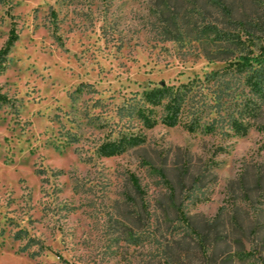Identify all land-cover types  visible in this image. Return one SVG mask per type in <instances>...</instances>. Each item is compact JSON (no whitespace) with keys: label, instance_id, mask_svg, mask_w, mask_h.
Wrapping results in <instances>:
<instances>
[{"label":"rangeland","instance_id":"obj_1","mask_svg":"<svg viewBox=\"0 0 264 264\" xmlns=\"http://www.w3.org/2000/svg\"><path fill=\"white\" fill-rule=\"evenodd\" d=\"M12 23L0 264H264V85L246 84L264 64L211 77L258 55L264 0H0V48ZM193 80L201 130L145 129L143 91ZM248 103L254 128L234 136ZM124 136L145 142L99 154Z\"/></svg>","mask_w":264,"mask_h":264},{"label":"trees","instance_id":"obj_2","mask_svg":"<svg viewBox=\"0 0 264 264\" xmlns=\"http://www.w3.org/2000/svg\"><path fill=\"white\" fill-rule=\"evenodd\" d=\"M238 28L241 32L247 31L242 25H240ZM18 40L19 35L16 31L15 24L12 23L7 39L0 48V77L7 70L8 55ZM226 40H228V38L224 37L223 41ZM258 52L259 53L256 57H243L242 61L228 63L221 70L214 71L211 74V77L213 80H216L217 78L232 74L234 72L242 74L247 70L252 69L254 64L261 68L264 64V44L259 47ZM256 74H258L257 70L251 73L246 78V84L251 86V88L254 89L257 94H260L262 92L261 88H263L264 85V79L258 81V75ZM199 84V81L193 80L186 84L179 85L178 87L161 85L159 87H154L152 89L143 91V107L137 110V118L141 121L144 128L148 130L153 129L159 124L167 128L182 127L188 133H195L196 131L201 130V114L195 111L191 117H188L186 112L189 95L192 93L195 86ZM9 103L10 99L0 90V106L8 105ZM156 109L162 110V116L159 118L156 115ZM257 114L258 112L255 110L254 105H251V103L245 104L243 109L240 110L238 117L231 119L229 123V129L232 131V134L237 137L246 136L248 132L254 128L251 120L255 119ZM144 142L145 139L142 137L124 136L117 140L108 141L100 145L99 154L104 158L116 157L125 153L130 148L142 145ZM130 181L136 192L141 193L138 180L131 175ZM177 215L185 227L188 228L189 224L185 214L181 210H178ZM21 239L22 234L21 232H18L15 236V240ZM64 264L68 263L64 262Z\"/></svg>","mask_w":264,"mask_h":264},{"label":"water","instance_id":"obj_3","mask_svg":"<svg viewBox=\"0 0 264 264\" xmlns=\"http://www.w3.org/2000/svg\"><path fill=\"white\" fill-rule=\"evenodd\" d=\"M163 85V84H162Z\"/></svg>","mask_w":264,"mask_h":264}]
</instances>
